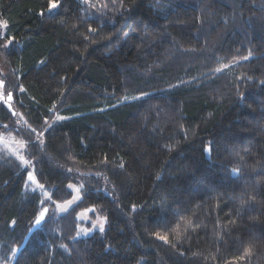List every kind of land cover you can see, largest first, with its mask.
<instances>
[{
    "label": "trees",
    "instance_id": "trees-1",
    "mask_svg": "<svg viewBox=\"0 0 264 264\" xmlns=\"http://www.w3.org/2000/svg\"><path fill=\"white\" fill-rule=\"evenodd\" d=\"M0 22V137L30 162L0 150V264H264V0H0Z\"/></svg>",
    "mask_w": 264,
    "mask_h": 264
},
{
    "label": "rangeland",
    "instance_id": "rangeland-1",
    "mask_svg": "<svg viewBox=\"0 0 264 264\" xmlns=\"http://www.w3.org/2000/svg\"><path fill=\"white\" fill-rule=\"evenodd\" d=\"M0 56L2 57V54H1V52H0ZM2 59H3V57H2ZM1 58H0V60H2ZM2 66L0 65V68H1ZM1 80V79H0ZM0 96H1V91H0ZM2 140H0V150L1 151H3L6 155H10V156H13V157H15L17 160H19L20 162H21V160L18 158L19 156H23L27 161H29V159L27 158V157H25V154H24V147L21 145V141H19L16 137H13V136H6V135H4V136H2ZM22 163V162H21ZM23 164V163H22ZM24 165V164H23ZM28 165V164H27ZM27 165H25V166H27ZM28 167V166H27ZM29 185H30V188L31 189H35V190H42V189H40V188H38L37 187V185L36 184H34V183H32V181H30L29 180ZM74 191H75V196H79L80 197V193L79 192H77L76 191V189H77V187H74ZM45 194V193H44ZM74 196V197H75ZM73 197V198H74ZM73 198L72 199H69V200H66V201H63V202H59V203H57L56 205H55V209L57 210V211H60V212H64V211H61L60 210V208L58 207V206H60V205H63V206H65V207H67L68 209L71 207V206H73L74 204H75V202L71 205V206H68L67 204H66V202L67 201H72L73 200ZM80 216L83 218V219H86V221L88 220V218H89V216H88V213L87 212H83V213H81L80 214ZM99 223L100 222H98V223H96V226H99ZM105 228V227H104Z\"/></svg>",
    "mask_w": 264,
    "mask_h": 264
},
{
    "label": "snow or ice",
    "instance_id": "snow-or-ice-1",
    "mask_svg": "<svg viewBox=\"0 0 264 264\" xmlns=\"http://www.w3.org/2000/svg\"><path fill=\"white\" fill-rule=\"evenodd\" d=\"M51 7H52V8H55V7H57V5H56L55 3H53V4L51 5ZM0 27H6V24H3V22H0ZM224 67H227V65H225ZM220 70H221V69H217V71H220ZM2 84H3V82L0 81V86H2ZM9 99H11V94H10V93H9ZM59 118L62 119V117H59ZM5 127H7V126H5ZM33 131H35V130H33ZM2 139H3V138L0 137V140H2ZM21 145L23 146V143H22V142H21ZM18 158L21 160V162H22L24 165H27V164L30 163V162L27 161L23 156H19ZM234 171H236V170H234ZM28 179H29L30 181H32V183L36 184L38 188H40V189H43V188H44V185L39 184V183L37 182L35 176L29 174ZM81 187H82V186H81ZM69 188H73V185H69ZM76 191L79 192V189H76ZM79 199H80V197L77 195V196H75V197L73 198L72 201H67L66 204H67L68 206H71L76 200H79ZM42 203H43V202H42ZM58 207L60 208L61 211H67V210H68V208L65 207V206H63V205H60V206H58ZM46 213H47V209H46V208L43 209V210L39 213V215L37 216V218H36V220H35V222H34L33 227H37V226H40V225L42 224V222L45 220ZM95 226H96V225H94V227H95ZM99 229H100V231H104V222H103V221L99 223ZM29 231L31 232L32 229L30 228ZM85 234H87L86 231H85ZM160 238H161V239H166V237H160ZM25 239H27V238H25ZM14 251H15V250H14ZM246 251H250V249H248V250H246ZM237 259H239V260H243L244 257L241 256V257H238Z\"/></svg>",
    "mask_w": 264,
    "mask_h": 264
}]
</instances>
